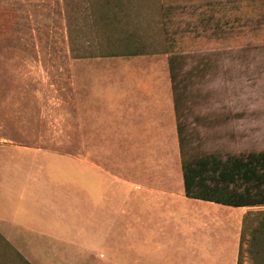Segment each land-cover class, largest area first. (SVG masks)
Returning <instances> with one entry per match:
<instances>
[{
	"label": "rangeland",
	"instance_id": "374dc122",
	"mask_svg": "<svg viewBox=\"0 0 264 264\" xmlns=\"http://www.w3.org/2000/svg\"><path fill=\"white\" fill-rule=\"evenodd\" d=\"M170 46L190 55L188 156L263 151L264 0H0V144L62 153L65 172L71 156L95 161L129 199L158 200L144 213L173 216L157 232L183 237L158 260L236 264L241 207L185 194Z\"/></svg>",
	"mask_w": 264,
	"mask_h": 264
},
{
	"label": "crops",
	"instance_id": "0c3cea01",
	"mask_svg": "<svg viewBox=\"0 0 264 264\" xmlns=\"http://www.w3.org/2000/svg\"><path fill=\"white\" fill-rule=\"evenodd\" d=\"M58 155L63 154L0 144V264H169L167 259L158 260L156 251L164 248L167 253L183 237L166 229L157 232L159 220L179 226L173 216L144 213L143 207L158 200L129 199L127 180L89 159L71 156L73 166L65 172ZM74 171L87 177V190ZM97 174L103 177L96 193ZM113 179L125 185V193L113 191ZM81 190L86 194L81 196ZM245 208L251 206L241 207L243 218Z\"/></svg>",
	"mask_w": 264,
	"mask_h": 264
},
{
	"label": "trees",
	"instance_id": "16d2710c",
	"mask_svg": "<svg viewBox=\"0 0 264 264\" xmlns=\"http://www.w3.org/2000/svg\"><path fill=\"white\" fill-rule=\"evenodd\" d=\"M173 50L176 49L170 46L169 67L186 196L237 207L264 205V150L246 155L232 154L226 158L219 153L192 159L188 156L182 104L187 82L182 71L190 55ZM254 216L258 221L253 226ZM245 253L254 264H264V210L249 211L244 215L237 264L245 263Z\"/></svg>",
	"mask_w": 264,
	"mask_h": 264
}]
</instances>
